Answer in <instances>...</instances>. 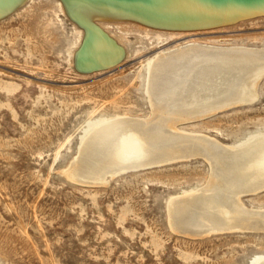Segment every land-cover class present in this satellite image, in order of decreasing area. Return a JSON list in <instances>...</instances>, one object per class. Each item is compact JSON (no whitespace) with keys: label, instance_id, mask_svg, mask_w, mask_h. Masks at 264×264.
<instances>
[{"label":"rangeland","instance_id":"rangeland-1","mask_svg":"<svg viewBox=\"0 0 264 264\" xmlns=\"http://www.w3.org/2000/svg\"><path fill=\"white\" fill-rule=\"evenodd\" d=\"M67 11L60 0H27L0 20V264L263 260L258 224L204 237L171 225L168 203L208 183L210 167L201 158L121 172L100 183L73 168L97 124L152 118L147 84L158 55L192 43L262 49L264 16L187 31L93 19L124 58L110 69L83 72L76 54L85 31ZM258 93L251 105L178 129L228 146L249 143L264 134V79ZM242 200L250 213L264 209V191Z\"/></svg>","mask_w":264,"mask_h":264},{"label":"bare ground","instance_id":"bare-ground-1","mask_svg":"<svg viewBox=\"0 0 264 264\" xmlns=\"http://www.w3.org/2000/svg\"><path fill=\"white\" fill-rule=\"evenodd\" d=\"M26 1L0 0V15ZM60 1L68 16L84 25L85 39L76 54L77 66L84 72L110 69L124 58V50L94 27L93 19H122L187 31L238 23L246 19L239 16L264 11V4L210 11L208 6L221 0ZM196 5L200 9L189 12ZM260 16L264 14L256 17ZM262 79L264 48L192 43L163 52L151 63L147 84L152 118L122 117L97 124L83 142L73 171L87 182L100 183L121 172L201 158L210 167L208 183L168 203L173 228L187 236L204 237L248 232L255 223V230L264 232V209L250 213L242 200L264 191V134L249 143L228 146L210 136L188 135L178 129V125L253 104L259 98ZM257 264H264V259Z\"/></svg>","mask_w":264,"mask_h":264},{"label":"water","instance_id":"water-1","mask_svg":"<svg viewBox=\"0 0 264 264\" xmlns=\"http://www.w3.org/2000/svg\"><path fill=\"white\" fill-rule=\"evenodd\" d=\"M161 4H164V3H161ZM257 4H264V0H221V1L214 2L213 5H209L208 7L210 8V11L218 12V11H224V10H228V9L229 10H233V9H239V8H246V7L254 6V5H257ZM205 5H208V4H205ZM21 6L22 5H20V3H18L17 5L11 7L8 11H6L2 15H0V20H2L4 18H6L7 16H9L14 11H16L18 8H20ZM205 8H207V7H205ZM198 9H200V8L196 5V6L192 7V9L189 12H194V11H197ZM180 10L181 9H179V11ZM179 13H181V11ZM260 14L263 15L264 11H256V12L246 13L243 16H239V17H242L243 19H245V18L246 19H251L250 17L256 18V16L260 15ZM73 20H75V19H73ZM76 22L80 26H82V27L84 26V25H81L79 20H77ZM76 64H77V62H76ZM77 67H79V66H77ZM78 69L80 70V68H78ZM89 72H94V71H89ZM119 174H123V173H119Z\"/></svg>","mask_w":264,"mask_h":264}]
</instances>
